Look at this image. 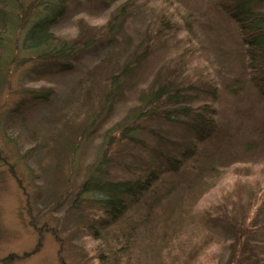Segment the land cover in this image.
Listing matches in <instances>:
<instances>
[{
  "label": "rangeland",
  "instance_id": "obj_1",
  "mask_svg": "<svg viewBox=\"0 0 264 264\" xmlns=\"http://www.w3.org/2000/svg\"><path fill=\"white\" fill-rule=\"evenodd\" d=\"M130 1L69 0L55 36L102 37L118 6ZM135 1L128 18L116 22L122 26L113 47L101 50L106 41L66 71L51 73L14 46L15 32L9 44L15 60L0 62L7 74L0 83V264H227L226 223L246 212L249 222L264 202V109L245 69L237 23L218 0ZM165 17L173 29L161 23ZM163 31L171 35L159 38ZM139 37H148V56L107 98L109 74ZM4 53L0 46V60ZM173 68L176 84L197 95L194 104L212 102L219 112L220 132L194 163L204 168L167 178L161 199H143L100 230L101 195L81 192L95 165L102 162L105 180L135 179L192 135L186 125L155 117L136 121L139 98ZM39 93L48 98L36 99ZM135 121L147 123L138 132L141 143L124 135ZM260 227L256 259L264 264Z\"/></svg>",
  "mask_w": 264,
  "mask_h": 264
},
{
  "label": "trees",
  "instance_id": "obj_2",
  "mask_svg": "<svg viewBox=\"0 0 264 264\" xmlns=\"http://www.w3.org/2000/svg\"><path fill=\"white\" fill-rule=\"evenodd\" d=\"M133 1L135 0L118 6L102 37H91L79 41L77 38L74 41H59L53 27L66 14L69 0H0V46L5 50L0 62L7 66V62L15 60L13 56L9 58L11 51L9 44L13 45L12 39L19 29L14 46L30 53L51 73L69 70L73 67L74 61L79 59L83 53L98 50L105 45L106 41L108 43L101 50L107 47L110 50L113 47V42L117 40L113 32L122 26L121 22H116L120 18H128L137 4ZM217 4L237 23L241 31L242 51L246 60L245 69L260 93L262 98L260 104L264 109V0H218ZM171 22L168 17L161 20L165 27L173 29L175 26ZM175 24L177 27L178 24ZM170 35L163 31L158 37L165 39ZM148 37H139L137 43H133L134 49L119 67V73L114 72L116 70L114 69L109 74L112 89L108 92L107 98L122 90L128 75L135 71L139 62L148 56L150 45L144 46V40ZM176 71L177 68H173L160 85L157 82L159 79L151 82L138 100L137 110L142 115L138 114L136 121L145 117L147 122V119L155 117L160 121L186 125L192 135L186 142L179 144L176 152H163L159 156L162 159L160 164H152L144 170V174L141 173L135 179L105 180L100 174L102 162L95 165L94 172L89 173L83 182L81 192H95L101 195L97 199L104 212V215L97 219V226L100 230L109 224L116 223L137 204H141L143 199L151 198L152 202L161 199V187L167 184L165 182L167 178L178 177L193 167L195 161L203 153L204 143L220 132L219 112L216 105L205 101L194 104L191 98H197V95L186 93L185 88L176 84ZM6 77L7 74L0 70V83ZM210 94L212 96L218 93L212 91ZM34 97L36 99L48 98L45 93L36 94ZM146 122L139 121L128 126L124 130V135L131 141L141 143L138 132L147 128ZM148 130L155 132L156 136L162 139L163 135L157 131L152 128L146 131ZM194 168L200 171L204 167L201 166L200 169L195 165ZM263 205L264 202L255 208L249 222V214L246 212L243 216L226 223V229L231 234L229 238L232 239L230 264H261V261L256 259L260 247L256 236L263 233L259 231L262 228L260 226L264 224V215L261 213L264 212ZM252 208L253 203L250 211ZM96 234L99 236L97 229Z\"/></svg>",
  "mask_w": 264,
  "mask_h": 264
}]
</instances>
